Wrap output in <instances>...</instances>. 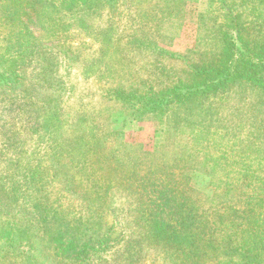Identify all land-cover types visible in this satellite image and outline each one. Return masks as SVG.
<instances>
[{"label":"trees","instance_id":"trees-1","mask_svg":"<svg viewBox=\"0 0 264 264\" xmlns=\"http://www.w3.org/2000/svg\"><path fill=\"white\" fill-rule=\"evenodd\" d=\"M0 1L14 8L13 20H16L15 23L20 30L16 46L13 47L14 53L12 48H7L4 54L0 55V62H2L0 92H4L10 100L6 101L9 108L3 110L8 113L17 110L18 117L28 120L30 132L40 135L45 129L46 134L41 135L42 141L52 139L48 142L51 148L46 147L45 153L50 161V168L41 171V167H38L35 171L37 176L43 178L42 182L48 179L62 182L67 194L79 196L83 193L86 203L95 204L99 208L107 207L106 213L112 215L121 205H124L126 212L129 208V225L125 226L133 229L128 233L135 238L133 240L129 238L130 242L125 255L123 254L121 259L118 255L115 256L116 260H123L128 264H144L139 262L146 257L144 252L147 254L157 249L155 252L159 251L158 253L164 255L168 264H189L190 261H186L185 257L187 250L191 253L192 260L196 258L197 261H201V255L193 256L197 251V245L193 240L248 238L259 240V232L256 231L259 227L253 228L255 218L258 216L254 212L250 214L246 212L251 219L245 224L239 220L242 219L243 214H247L234 211L238 225H245V228L238 232V237H234L231 232L228 235L218 236L215 233L208 235L209 228L207 229L206 221L197 220L201 210L198 202L186 196L187 188H189L186 174L195 169L188 164L194 163V160H189L186 153L171 151L169 141L173 140V143L178 144L175 148H178L190 143L188 139L183 141V137L192 136L194 133L198 134L197 136L200 134L206 136L210 134L211 129L221 130V126L217 125H223L225 127L223 129L227 131L225 135H228L231 141H235L236 135L243 133V126L246 125L249 133L246 139L237 145L236 150L239 154L253 157L259 163H264V114L248 118L238 113L235 117L241 122L229 120L228 123L226 118L219 117L220 112L217 113L231 102L229 97L232 88L235 87H238L241 92L248 88L254 89L255 96L249 101L245 100V106H250L251 110L256 108V103L264 105V0H251L250 3L241 2L240 4H229L228 0H215L221 21V23L215 22L218 25L215 33L220 40L218 50L209 47L200 52V49H197L203 43L209 46L206 44V36L203 33H198L196 49L186 52L185 55L164 50L158 43H152L148 39L127 42L128 48L133 45L136 50H143L142 53L151 56L156 62L160 61L163 70L173 65L162 63L164 58L171 56V59L182 64V73L175 80L176 82H160L151 86L145 83L142 85L134 83L130 88L124 84L117 86L112 84L107 89L103 88V99L112 103L115 109L108 110L109 107H107V110L101 111L98 116H103L105 119L97 125L91 122V128L87 127L88 122L82 114L74 118L64 117L65 111L60 106V100L66 88L55 64L58 55H54L55 53L51 48L46 47L45 43L57 41L58 54L62 53L67 59L72 51H78L80 48L69 45L66 49L67 41L63 42V36L72 31L85 34L84 29L92 27L88 20L100 11L114 10L118 0ZM146 1L147 6L154 5L155 15L180 18L184 15L187 4L196 0ZM141 3L142 1L133 0L132 6L135 4L140 7ZM245 7L248 9L251 7V13H248L249 10H245ZM134 10L138 9L134 8ZM143 13L148 16L146 10ZM24 19L33 21L37 29L45 32L43 33L45 36H35ZM107 45L102 49L105 52L104 58L108 59L107 68H100L104 60L98 67L92 65L86 69L84 76L97 71L95 75L102 73L113 77L134 70V67H128L130 59L128 53L125 57H120V51H123L124 47H116L110 55L108 49L111 46L110 40ZM117 58L119 62H122V68L119 70L115 69ZM111 62H113L112 66ZM30 69L32 72L29 71ZM42 91L53 93L54 105L47 104L46 100L39 96ZM18 95L21 98L18 99ZM238 109L235 108L236 111ZM149 121L162 126L151 152L141 144L124 145L123 148L118 146L120 142L126 140V135L115 132V124ZM50 124L55 127V131L51 130ZM7 125L8 122L3 121L0 127L6 129ZM196 127L199 128L195 129ZM62 129L66 131L70 129L74 135H77L66 140L67 137L64 136ZM55 142L57 145H54ZM177 159L180 161L178 162ZM176 163H179L181 168ZM202 164L205 162L200 165ZM51 171L53 175H48L47 173ZM211 173L214 172L211 171ZM212 176H215V173ZM178 179L186 181L182 183ZM29 185L30 187L33 185L31 179ZM10 187L14 194L18 195L19 185ZM38 187L41 190L44 189L40 188V185ZM32 189L33 194L40 195L38 199H41V190H37L36 186ZM91 190L93 194H90ZM219 192L218 189L215 197L221 198ZM100 195H103V198H99ZM2 198L3 194L0 193V200ZM107 198L110 199L109 202L105 200ZM15 203L18 202L15 200ZM0 204L3 205L5 202ZM38 205L40 209L46 208L41 202ZM6 207L11 208L9 205ZM203 218V216L200 217V219ZM100 221L102 222V218ZM122 229L124 225L119 226L113 223L107 236ZM70 230L72 229L68 228L69 232ZM119 233L125 238L126 231ZM6 234L10 238L11 233ZM66 235L67 237L63 236L62 240H70L72 233ZM103 240L106 239L103 238L101 243ZM70 243L63 248V251L68 253V256H65L68 261L74 259L77 251L78 254H83L85 251V247L69 250ZM247 243L245 241L242 245L243 254L238 264H264L262 248L258 249L259 253L248 251ZM201 250L205 252L207 249L201 246ZM96 262L109 264L97 250L95 254L84 260V264ZM113 264H116L115 260Z\"/></svg>","mask_w":264,"mask_h":264},{"label":"rangeland","instance_id":"rangeland-1","mask_svg":"<svg viewBox=\"0 0 264 264\" xmlns=\"http://www.w3.org/2000/svg\"><path fill=\"white\" fill-rule=\"evenodd\" d=\"M139 1H142L140 7L135 4L132 6L133 0L132 3L131 0H118L114 10L100 11L88 20L92 27L84 29L85 34L72 31L63 36V42L67 41L66 49L69 48V45L80 48L78 51H72L71 56L67 59L62 53L58 54L57 41L45 43L46 47L52 49L54 55H58L55 64L58 67V75L61 80L63 77L66 88L65 94L60 100V106L65 111L64 117L74 118L82 114L88 122L87 127L91 128V122L97 125L105 119L103 116H98L101 111L107 110V107H109L108 110L115 109L112 103L103 99V88L107 89L112 84H115L114 86L124 84L130 88L134 83L136 85L145 83L151 86L160 82H174L182 73V64L171 59V56L164 58L162 63L173 65L168 64L169 69L163 70L160 61L156 62L151 56L142 53L143 50H136L133 45L128 48L127 42L148 39L152 43H158L164 50L185 55L186 52L196 49L198 33H203L206 36V44L209 46L203 43L197 49H200V52L209 47L218 50L220 40L215 33L218 29L215 22L221 23V21L215 0L189 2L184 15L180 18H165L161 14L155 15L154 5L153 7L152 5L147 6L146 0ZM250 1L228 0V3L240 4L241 2L250 3ZM12 7L14 6L12 5ZM134 8L138 10L136 11ZM250 8L245 7V10H249L247 12L251 13ZM12 10L14 8H10L8 3L0 1V55H3L7 48H12V53L15 51L13 47L16 46L20 30L15 23L16 20H13ZM144 10L148 12V16L144 15ZM25 22L29 24V30L35 36H45L43 34L45 32L37 29L33 21L26 19ZM109 40L111 44L108 48L109 54H113L116 47H124L123 51H120V57H125L128 53L130 58L128 67H134V70L113 77L102 73L95 75L97 71H92L95 73L84 76L87 72L86 69L92 65L98 67L104 60L100 68H107L108 59L104 58L105 52L102 49L108 46ZM210 52L212 51L210 50ZM187 57L189 56L187 55ZM117 59L115 69L119 70L122 68V62H119V58ZM1 65L2 62H0ZM29 71L32 72V69ZM255 94L253 88H248L244 92H241L238 87L232 88L229 97L231 102L217 112H220L219 117L226 118L228 123L229 120L238 123L241 122L235 117L238 113L244 114L248 118L264 114V105L256 103L254 110H251L250 106H245V100L249 101ZM39 96L46 100L47 104L54 105V95L51 91L50 93L42 91ZM17 98L19 99L21 96L18 95ZM6 101L10 100L4 92H0V126L3 121L8 122L6 129L0 127V193L3 194L0 203L5 202L3 205L0 204V264H84L85 258L95 254V250L109 264H113L114 260L116 264H128L126 261L116 260L115 256L118 255L121 259L127 250L129 238L131 240L135 238L128 233L133 229L131 227L128 229L125 226L129 225V208L126 212L124 205H121L112 215L106 213L107 207L99 208L95 204L86 203L83 193H80L79 196L67 194L62 182L53 179L42 182L43 178L37 176L35 171L38 170V167H41V171L50 168L51 164L45 153L47 152L46 147L51 148V144L48 145V142L52 139L42 141V136L46 134L44 128V132L42 131L40 135L30 132L28 120L18 117L17 110L13 113L4 112L3 109L9 108ZM235 108H239L238 111ZM217 126H221V130L211 129L210 134L206 136L203 134L197 136L198 134L194 133L192 136L183 137V141L188 139L190 143L178 146V148H175L178 144L173 143V140L169 141L171 151L186 153L189 160H194V163L188 164L195 169L186 174L189 181L186 196L190 200L198 202L201 210L197 220L206 221L207 229L209 228L208 235L214 233L218 236L228 235L231 232L234 237H238V232L245 228V225H238L235 220L234 211H238L248 214L254 212L255 215H258L253 228L259 227L256 231L259 232L260 238L259 240H250V238L193 240L197 245L196 255L194 253L193 256L201 255L202 257L200 256L201 261H197L196 258L192 260L189 250L185 251L186 261H190L189 264H238L241 262L242 245L245 241L248 242L246 244L248 251L259 253L258 249L262 248L261 251L264 252V163H259L253 157L239 154L236 150L237 145L246 139L249 133L248 126H243V133L236 135L235 141H231L228 135H225L227 131L223 129L225 128L223 125ZM226 127L228 129L229 124ZM50 128L55 131V127L51 124ZM161 128L160 124L150 121L124 125L119 122L115 124L114 131L126 135V140L118 144V146H122L121 148L124 145L141 144L151 152ZM62 132L67 137L66 140L77 135H74L70 129L68 131L62 129ZM54 145L57 143L55 142ZM177 161L179 162L180 159ZM202 162L205 164L200 165ZM176 164L181 168L179 163ZM211 171L215 173V176H212L214 173ZM47 174L53 175V172ZM30 179L33 181L32 187L29 185ZM178 180L182 183L186 181ZM15 184L19 185L18 195H15L10 187ZM39 185L44 189H39ZM35 186L42 192L41 199H38L40 195L33 194L32 188ZM218 189L221 198L215 197ZM9 190L10 192H8ZM90 194H93V190L90 191ZM99 198H103V195H100ZM108 198L105 199L107 202L110 200ZM15 200L18 202L17 204ZM39 202L43 203L46 208L40 209ZM5 205H9L11 208H7ZM248 214H243L239 221L246 224L251 219ZM201 216L204 218L200 219ZM100 218H102V222ZM259 218L262 219V222ZM113 223L119 226L124 225V229L120 231H126L125 238L123 234L119 233L120 231H115L111 236H107ZM68 228L72 229L70 230L72 233L70 240H62L63 236L67 237L66 234H70ZM7 232L11 233L10 238L6 234ZM103 238L106 240L101 243ZM68 243H70L69 250H79L85 247L84 253L78 254L77 251L74 259L68 261L65 257L68 256V253L63 251ZM201 246L207 250L202 251ZM156 250H151L147 254L144 252L146 257L139 262H144V264H166L167 262L168 264V261L164 259L166 257L158 253L159 251L155 252ZM95 264L102 263L96 262Z\"/></svg>","mask_w":264,"mask_h":264}]
</instances>
